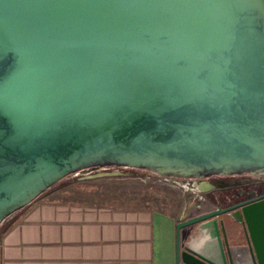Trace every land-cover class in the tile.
Here are the masks:
<instances>
[{
  "label": "water",
  "instance_id": "1",
  "mask_svg": "<svg viewBox=\"0 0 264 264\" xmlns=\"http://www.w3.org/2000/svg\"><path fill=\"white\" fill-rule=\"evenodd\" d=\"M92 167L264 170V0H0V224ZM223 210L176 222L177 264H264V196L243 242Z\"/></svg>",
  "mask_w": 264,
  "mask_h": 264
},
{
  "label": "crops",
  "instance_id": "2",
  "mask_svg": "<svg viewBox=\"0 0 264 264\" xmlns=\"http://www.w3.org/2000/svg\"><path fill=\"white\" fill-rule=\"evenodd\" d=\"M92 195L69 181L48 187L0 229V264H177L172 210Z\"/></svg>",
  "mask_w": 264,
  "mask_h": 264
},
{
  "label": "rangeland",
  "instance_id": "3",
  "mask_svg": "<svg viewBox=\"0 0 264 264\" xmlns=\"http://www.w3.org/2000/svg\"><path fill=\"white\" fill-rule=\"evenodd\" d=\"M201 178L210 177L137 172L127 167H92L67 174L58 181L73 182L77 188L98 199L121 204L155 205L172 210L179 219H184L213 206L211 203H204L200 208L197 205L204 194L198 188L202 183L196 182Z\"/></svg>",
  "mask_w": 264,
  "mask_h": 264
},
{
  "label": "flooded vegetation",
  "instance_id": "4",
  "mask_svg": "<svg viewBox=\"0 0 264 264\" xmlns=\"http://www.w3.org/2000/svg\"><path fill=\"white\" fill-rule=\"evenodd\" d=\"M208 177L210 178L196 181L202 183L198 188L204 193L197 205L199 208L204 203H211L213 206L198 213L215 207L223 208L224 210L217 217L223 218L226 227L228 225L231 229H235L242 242L245 241L243 224L230 214L238 209L241 203L264 196V170L216 174L215 177L212 175Z\"/></svg>",
  "mask_w": 264,
  "mask_h": 264
},
{
  "label": "trees",
  "instance_id": "5",
  "mask_svg": "<svg viewBox=\"0 0 264 264\" xmlns=\"http://www.w3.org/2000/svg\"><path fill=\"white\" fill-rule=\"evenodd\" d=\"M17 212V211H16ZM15 212V213H16ZM13 213L11 216H9L8 218H6L1 224H0V229L3 228L10 220L11 218L13 217V215L15 214Z\"/></svg>",
  "mask_w": 264,
  "mask_h": 264
}]
</instances>
